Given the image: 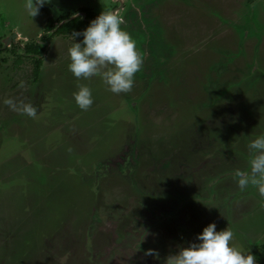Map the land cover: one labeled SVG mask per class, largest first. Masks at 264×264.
Masks as SVG:
<instances>
[{"label":"rangeland","instance_id":"obj_1","mask_svg":"<svg viewBox=\"0 0 264 264\" xmlns=\"http://www.w3.org/2000/svg\"><path fill=\"white\" fill-rule=\"evenodd\" d=\"M23 5L0 0V44L16 34L0 48V264H168L209 222L256 248L264 197L235 172L264 133V0H48L32 17ZM81 7L115 9L143 59L126 93L81 78L86 110L69 34L44 29Z\"/></svg>","mask_w":264,"mask_h":264},{"label":"clouds","instance_id":"obj_2","mask_svg":"<svg viewBox=\"0 0 264 264\" xmlns=\"http://www.w3.org/2000/svg\"><path fill=\"white\" fill-rule=\"evenodd\" d=\"M48 0H24V9L32 17ZM123 19L115 11L101 10L80 30L70 34L67 47V69L76 78V90L72 97L81 110L92 104L91 89L80 79L99 77L112 93H126L132 89L134 74L141 70L142 55L135 39L121 25ZM79 37V39H77ZM4 103L13 110H20L29 117L36 114L30 103L19 104L11 98ZM249 159L247 171L237 169L236 184L240 190L249 185L264 197V133L255 134L247 143ZM264 206V204H262ZM233 232L224 227L217 230L209 222L195 234L186 246L167 257L168 264H257L254 254L247 248H238L230 243Z\"/></svg>","mask_w":264,"mask_h":264},{"label":"trees","instance_id":"obj_3","mask_svg":"<svg viewBox=\"0 0 264 264\" xmlns=\"http://www.w3.org/2000/svg\"><path fill=\"white\" fill-rule=\"evenodd\" d=\"M82 10L85 12V17H82L81 15H75L69 19H67L68 15L64 14L61 16V19H66L62 22H60L57 26L53 27L52 26V20L50 16L48 15L46 18V22L44 23V29L45 31H50L49 34H70L73 30H80L83 29L88 21L90 20L89 18H93L96 15L92 14L88 9L81 7ZM45 13H48L47 8L45 7L44 9ZM53 29V30H52ZM52 30V31H51ZM79 38V37H77ZM42 49L38 48L34 43H29L25 45L24 51L25 53H32L36 54L39 53ZM34 63V69H33V76L34 79L36 78L38 74V69L41 64L40 58L33 59ZM251 252L254 254V256L257 259V264H264V233L262 235L261 241H259L258 245L256 248L252 249Z\"/></svg>","mask_w":264,"mask_h":264},{"label":"water","instance_id":"obj_4","mask_svg":"<svg viewBox=\"0 0 264 264\" xmlns=\"http://www.w3.org/2000/svg\"><path fill=\"white\" fill-rule=\"evenodd\" d=\"M112 11H115V9ZM72 16H74V15H72ZM72 16L67 17V19L71 18ZM82 17H83V14H82ZM64 20H66V19H63V21ZM15 35H16L15 33L8 35L5 39H3V44L6 45L10 41V39H12Z\"/></svg>","mask_w":264,"mask_h":264},{"label":"flooded vegetation","instance_id":"obj_5","mask_svg":"<svg viewBox=\"0 0 264 264\" xmlns=\"http://www.w3.org/2000/svg\"><path fill=\"white\" fill-rule=\"evenodd\" d=\"M8 43H10V41ZM3 46H5V45L3 44V41H2L0 44V48H3Z\"/></svg>","mask_w":264,"mask_h":264}]
</instances>
